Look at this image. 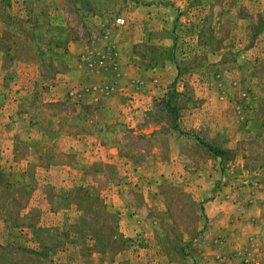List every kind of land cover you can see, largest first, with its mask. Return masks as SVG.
<instances>
[{"label":"rangeland","instance_id":"rangeland-1","mask_svg":"<svg viewBox=\"0 0 264 264\" xmlns=\"http://www.w3.org/2000/svg\"><path fill=\"white\" fill-rule=\"evenodd\" d=\"M0 264H264V0H0Z\"/></svg>","mask_w":264,"mask_h":264},{"label":"built area","instance_id":"built-area-1","mask_svg":"<svg viewBox=\"0 0 264 264\" xmlns=\"http://www.w3.org/2000/svg\"><path fill=\"white\" fill-rule=\"evenodd\" d=\"M118 21H119L120 23H123V22H124V20H123V19H119Z\"/></svg>","mask_w":264,"mask_h":264}]
</instances>
